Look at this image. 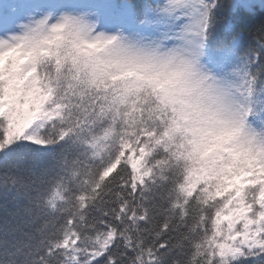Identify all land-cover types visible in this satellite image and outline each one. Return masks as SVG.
Instances as JSON below:
<instances>
[{"label":"snow or ice","instance_id":"6c2138e0","mask_svg":"<svg viewBox=\"0 0 264 264\" xmlns=\"http://www.w3.org/2000/svg\"><path fill=\"white\" fill-rule=\"evenodd\" d=\"M0 264H264V0H0Z\"/></svg>","mask_w":264,"mask_h":264}]
</instances>
